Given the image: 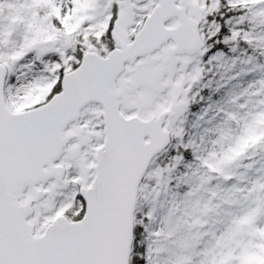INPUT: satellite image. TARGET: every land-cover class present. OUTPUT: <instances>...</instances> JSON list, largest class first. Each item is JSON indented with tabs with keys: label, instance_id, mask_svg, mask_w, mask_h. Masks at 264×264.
<instances>
[{
	"label": "snow or ice",
	"instance_id": "obj_1",
	"mask_svg": "<svg viewBox=\"0 0 264 264\" xmlns=\"http://www.w3.org/2000/svg\"><path fill=\"white\" fill-rule=\"evenodd\" d=\"M0 264H264V0H0Z\"/></svg>",
	"mask_w": 264,
	"mask_h": 264
}]
</instances>
